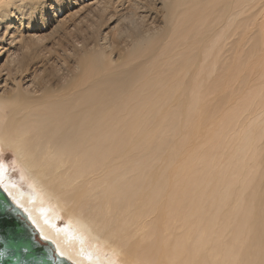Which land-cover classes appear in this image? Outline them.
Wrapping results in <instances>:
<instances>
[{
  "label": "bare ground",
  "instance_id": "obj_1",
  "mask_svg": "<svg viewBox=\"0 0 264 264\" xmlns=\"http://www.w3.org/2000/svg\"><path fill=\"white\" fill-rule=\"evenodd\" d=\"M43 1L0 0V154L21 169L0 185L38 236L73 264H264V0H84L108 25L65 36L79 71L56 78L57 41L13 29Z\"/></svg>",
  "mask_w": 264,
  "mask_h": 264
},
{
  "label": "rangeland",
  "instance_id": "obj_2",
  "mask_svg": "<svg viewBox=\"0 0 264 264\" xmlns=\"http://www.w3.org/2000/svg\"><path fill=\"white\" fill-rule=\"evenodd\" d=\"M85 2L86 1H84V0H61V1L60 0H45L42 2V5L39 8V11L40 10L43 11L42 12L43 15L38 13L39 15L35 16L37 21H34L30 25H28V24L25 25V23H22L23 25H20L21 22L15 24V26H14L15 28H13V29H17V30L19 29L18 30L19 33L24 32L23 33L24 35L29 34L30 36L36 35L38 38L40 37L37 40H33L34 42H39L38 43L39 45L53 46V43L55 44V40L57 41V43H58L57 46H53L54 48L57 49L56 52H58V55H54V61L56 63L53 61V63L52 62L48 63V65H47L48 68H46L47 66L45 67V69H46L45 75L47 78H56L57 76L59 77L60 74H61L60 77H66L67 75H70V72H72L73 70H75V71H73L71 73V75H73V74H75V72L77 73L79 71L78 65L76 63L77 61H75L74 59H71L72 61L70 60V58H71V57H69L70 52H68V51L61 52L62 50L58 47L59 45H61L62 41L65 42L64 40H65V36L67 34L69 35V38H68L70 40L69 42H76V40L79 39L81 37V35L88 38V39L92 36L90 31L93 29H91V26L96 29V30L94 29L93 31H94V34L96 36H98V34L108 25L109 16L107 17L108 19L106 18V20H105V18H104L103 20H101L99 15H97V12H94L93 8L84 7V5L88 4V2H86V3ZM50 5H51V7H50ZM59 5H60V7H59ZM80 6L82 8H80ZM60 10H61V13H60ZM44 12H46V13H44ZM126 13L118 12L115 15L114 14L111 15L112 17L115 18V21L118 20V23L116 25L117 27H116V29H114L116 32L114 30H112L114 33L112 31H111L112 33L110 32L111 33L110 36L111 37L113 36L114 42L115 41L116 42H123V41H127V40H130V41L133 40L132 36L134 35L135 30L137 28V24L134 21V15L135 14L131 11L126 12ZM118 14H119V16H118ZM66 17H67V20L61 26V23L63 22L62 21L63 18H66ZM72 19H73V21H72ZM129 19H131V20H129ZM45 20L46 21L49 20V21L46 22ZM13 22H15V21H13ZM93 22L95 25L93 24ZM132 22L136 25L132 24ZM88 23L91 25H89ZM97 25L100 27H98ZM114 25L115 24H112L111 28ZM35 29H37L38 31ZM3 32H4L3 30L0 31L1 34ZM43 35H45V37ZM122 37H124V38H122ZM52 38H53V40H52ZM129 38H131L132 40ZM68 39H66V40L68 41ZM44 41L46 42L47 45L43 44ZM127 44L132 45V44H134V42H127ZM110 46H111V48H113L112 43H110ZM63 48L67 49L66 46H64ZM111 57L113 59H116V54L114 52L111 53ZM62 58H64V59H62ZM59 61H61V62H59ZM66 63H67V65H66ZM60 64H61V67H60ZM57 68H58V70H57ZM67 69H71V70L68 71ZM52 70L55 71L54 74H53V72H51ZM15 162H16L15 156L10 150H6L0 154V165L3 163L5 165L7 164L8 165V172H10V175L13 178H19L18 176L20 175L21 169H20V166L17 165ZM7 165H6V167H7ZM22 186H23V188L26 187L25 182ZM58 224L60 227H63L64 225H66V220L62 218L58 221Z\"/></svg>",
  "mask_w": 264,
  "mask_h": 264
},
{
  "label": "water",
  "instance_id": "obj_3",
  "mask_svg": "<svg viewBox=\"0 0 264 264\" xmlns=\"http://www.w3.org/2000/svg\"><path fill=\"white\" fill-rule=\"evenodd\" d=\"M38 233L0 185V264H73Z\"/></svg>",
  "mask_w": 264,
  "mask_h": 264
}]
</instances>
